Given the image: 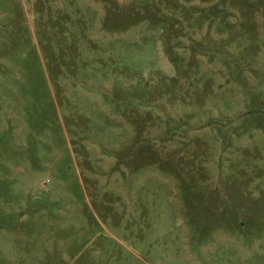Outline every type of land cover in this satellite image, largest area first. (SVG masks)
<instances>
[{
  "label": "rangeland",
  "instance_id": "rangeland-1",
  "mask_svg": "<svg viewBox=\"0 0 264 264\" xmlns=\"http://www.w3.org/2000/svg\"><path fill=\"white\" fill-rule=\"evenodd\" d=\"M0 264H264V0H0Z\"/></svg>",
  "mask_w": 264,
  "mask_h": 264
}]
</instances>
